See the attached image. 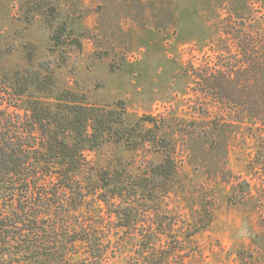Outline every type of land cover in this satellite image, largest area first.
Here are the masks:
<instances>
[{
  "label": "rangeland",
  "instance_id": "rangeland-1",
  "mask_svg": "<svg viewBox=\"0 0 264 264\" xmlns=\"http://www.w3.org/2000/svg\"><path fill=\"white\" fill-rule=\"evenodd\" d=\"M263 27L264 0H0V81L16 71L26 80L51 75L49 89L31 85L22 93L21 110L30 97L53 104L70 95L90 105L123 106L129 125L156 114L177 123L209 119L216 107L195 93L192 71L213 64L220 53H234L240 29ZM205 151L195 143L177 155L179 172L168 189L137 186L126 195L128 202L119 201L138 210L140 221H159L161 243L148 251L139 233L149 240L152 227L126 229L123 215L114 216L112 246L101 264H143L151 256L168 257L165 264H259L263 254L253 234L264 231V207L228 201L229 185L204 169ZM88 158L95 168L120 160L140 183L148 177L145 162L162 156L150 146L131 150L107 143ZM225 158L235 177L264 183V147L242 128L230 135ZM87 205L85 215L106 209L98 200ZM75 250L70 263L86 264L83 244L77 242Z\"/></svg>",
  "mask_w": 264,
  "mask_h": 264
},
{
  "label": "trees",
  "instance_id": "trees-1",
  "mask_svg": "<svg viewBox=\"0 0 264 264\" xmlns=\"http://www.w3.org/2000/svg\"><path fill=\"white\" fill-rule=\"evenodd\" d=\"M236 34L234 53H220L213 64L192 71L195 93L216 107L209 119L177 123L156 114L129 125L123 106L90 105L70 95L57 97L53 104L30 97L21 110L22 93L31 85L38 91L49 89L51 75L30 74L26 80L16 71L0 81V264H71L77 242L85 247L86 264H101L112 246L114 216L123 215L120 225L126 229H146L149 224L140 221L138 210L120 207L119 201L128 202L126 195L137 186L145 191L168 189L179 172L177 155L184 156L195 143L206 148L204 169L229 185L228 201L264 207V183L235 177L225 158L228 139L237 128L264 147V27ZM143 121L150 126L143 127ZM107 143L131 150L150 146L162 158L148 159L143 169L148 177L135 183L120 160L112 166L91 165L88 153ZM88 200L102 201L105 212L90 209L83 214ZM160 225L150 222L149 240L143 230L139 233L148 251L161 243ZM263 237L264 231L253 234L258 254H263L259 264H264ZM168 261L151 256L143 264Z\"/></svg>",
  "mask_w": 264,
  "mask_h": 264
}]
</instances>
